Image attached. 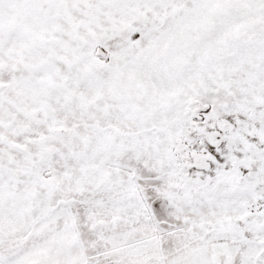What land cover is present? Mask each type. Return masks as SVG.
<instances>
[{"label":"snow or ice","instance_id":"1","mask_svg":"<svg viewBox=\"0 0 264 264\" xmlns=\"http://www.w3.org/2000/svg\"><path fill=\"white\" fill-rule=\"evenodd\" d=\"M0 264H264V0H0Z\"/></svg>","mask_w":264,"mask_h":264}]
</instances>
